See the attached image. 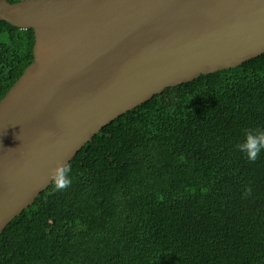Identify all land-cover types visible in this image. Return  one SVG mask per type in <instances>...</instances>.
<instances>
[{"label":"trees","instance_id":"obj_1","mask_svg":"<svg viewBox=\"0 0 264 264\" xmlns=\"http://www.w3.org/2000/svg\"><path fill=\"white\" fill-rule=\"evenodd\" d=\"M16 2L19 0H8ZM35 32L0 20V100ZM264 53L169 86L103 126L0 233V264H264Z\"/></svg>","mask_w":264,"mask_h":264},{"label":"water","instance_id":"obj_2","mask_svg":"<svg viewBox=\"0 0 264 264\" xmlns=\"http://www.w3.org/2000/svg\"><path fill=\"white\" fill-rule=\"evenodd\" d=\"M0 20L35 32L0 100V233L120 114L264 53V0H0Z\"/></svg>","mask_w":264,"mask_h":264},{"label":"clouds","instance_id":"obj_3","mask_svg":"<svg viewBox=\"0 0 264 264\" xmlns=\"http://www.w3.org/2000/svg\"><path fill=\"white\" fill-rule=\"evenodd\" d=\"M245 159L250 162L256 161L259 154L264 151V130L250 129L245 132L243 138L236 144ZM70 169L67 166L57 165L50 177L56 191L66 189L71 183Z\"/></svg>","mask_w":264,"mask_h":264}]
</instances>
